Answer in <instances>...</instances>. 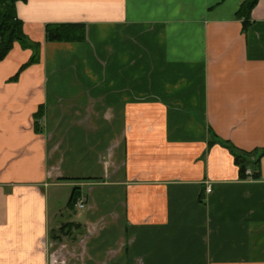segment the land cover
I'll return each instance as SVG.
<instances>
[{
    "label": "crops",
    "instance_id": "obj_1",
    "mask_svg": "<svg viewBox=\"0 0 264 264\" xmlns=\"http://www.w3.org/2000/svg\"><path fill=\"white\" fill-rule=\"evenodd\" d=\"M243 1L16 3L40 51L0 62V264H264V156L241 179L227 147L264 149V0L246 30Z\"/></svg>",
    "mask_w": 264,
    "mask_h": 264
},
{
    "label": "trees",
    "instance_id": "obj_2",
    "mask_svg": "<svg viewBox=\"0 0 264 264\" xmlns=\"http://www.w3.org/2000/svg\"><path fill=\"white\" fill-rule=\"evenodd\" d=\"M26 0H0V62L5 59L7 54L13 48L15 43L21 44L23 47H30L33 50V55L26 65H31L38 61L40 44L30 43L24 33L23 23L18 19L16 14V3ZM260 0H244L236 13V17L242 20L243 27L246 30L250 25L251 10ZM47 41L50 42H84L86 40V27L83 24H49L45 29ZM24 65L22 69L26 66ZM234 156L235 164L239 168V176L241 179L247 177V169L250 164L259 167V160L264 156V149L253 152H241L227 145ZM252 157L254 159L252 160ZM259 171L252 175L253 178H258ZM76 189L68 202V207H74ZM65 225L62 231L66 230ZM51 239L56 240V233L51 235Z\"/></svg>",
    "mask_w": 264,
    "mask_h": 264
},
{
    "label": "rangeland",
    "instance_id": "obj_3",
    "mask_svg": "<svg viewBox=\"0 0 264 264\" xmlns=\"http://www.w3.org/2000/svg\"><path fill=\"white\" fill-rule=\"evenodd\" d=\"M71 196V191L68 188L61 187L54 190V202L57 206L60 207L61 212H70L71 208L68 207V202ZM80 199V198H79ZM76 201H78V198H76ZM75 201V202H76ZM55 232H59V229H56ZM52 233V231H51Z\"/></svg>",
    "mask_w": 264,
    "mask_h": 264
},
{
    "label": "built area",
    "instance_id": "obj_4",
    "mask_svg": "<svg viewBox=\"0 0 264 264\" xmlns=\"http://www.w3.org/2000/svg\"><path fill=\"white\" fill-rule=\"evenodd\" d=\"M206 192L210 193L211 192V188L207 187L206 188ZM75 207L78 208V209H84L85 208V200L83 198L78 199V201H76V203H75Z\"/></svg>",
    "mask_w": 264,
    "mask_h": 264
}]
</instances>
